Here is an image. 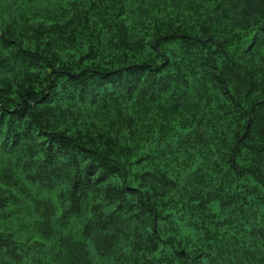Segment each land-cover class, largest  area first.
<instances>
[{"label":"trees","instance_id":"16d2710c","mask_svg":"<svg viewBox=\"0 0 264 264\" xmlns=\"http://www.w3.org/2000/svg\"><path fill=\"white\" fill-rule=\"evenodd\" d=\"M0 264H264V0H0Z\"/></svg>","mask_w":264,"mask_h":264}]
</instances>
